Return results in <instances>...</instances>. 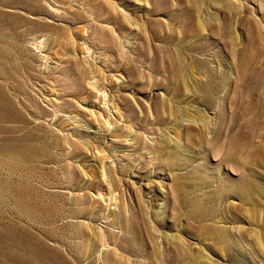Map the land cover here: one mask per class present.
<instances>
[{
	"label": "rangeland",
	"instance_id": "obj_1",
	"mask_svg": "<svg viewBox=\"0 0 264 264\" xmlns=\"http://www.w3.org/2000/svg\"><path fill=\"white\" fill-rule=\"evenodd\" d=\"M0 89V264H264V0H0Z\"/></svg>",
	"mask_w": 264,
	"mask_h": 264
},
{
	"label": "bare ground",
	"instance_id": "obj_2",
	"mask_svg": "<svg viewBox=\"0 0 264 264\" xmlns=\"http://www.w3.org/2000/svg\"><path fill=\"white\" fill-rule=\"evenodd\" d=\"M0 93H4L1 89H0ZM1 104H3V105H5V98H4V96L2 95V94H0V105ZM3 111H5V110H3ZM8 245L9 246H14V243L10 240V241H8ZM40 252V251H39ZM9 256V255H8ZM10 257V256H9Z\"/></svg>",
	"mask_w": 264,
	"mask_h": 264
}]
</instances>
